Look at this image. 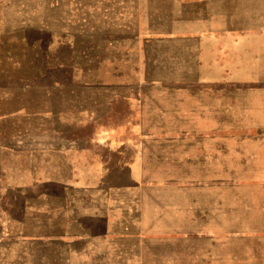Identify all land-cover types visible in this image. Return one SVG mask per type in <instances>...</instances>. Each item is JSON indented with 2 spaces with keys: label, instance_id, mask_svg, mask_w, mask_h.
<instances>
[{
  "label": "crops",
  "instance_id": "0c3cea01",
  "mask_svg": "<svg viewBox=\"0 0 264 264\" xmlns=\"http://www.w3.org/2000/svg\"><path fill=\"white\" fill-rule=\"evenodd\" d=\"M108 9L0 24V264H264V0Z\"/></svg>",
  "mask_w": 264,
  "mask_h": 264
},
{
  "label": "rangeland",
  "instance_id": "374dc122",
  "mask_svg": "<svg viewBox=\"0 0 264 264\" xmlns=\"http://www.w3.org/2000/svg\"><path fill=\"white\" fill-rule=\"evenodd\" d=\"M162 1L164 0H150L156 11L161 8ZM113 4L114 0H8V5L6 7H0V16L5 19V21L0 24H17L18 20H23L25 24H109L110 21L108 19H112V12L106 13L108 19L102 18L101 13H104L105 7H107V10H109L108 8L110 7L111 10ZM86 31L90 33L89 29ZM82 32L83 30L80 31V34ZM95 32L96 34L94 35L98 38V28ZM28 36L33 37V34L28 33ZM88 43L89 39L87 37L80 36L77 48L79 50L88 48V45H90ZM94 47H97V44L96 46H90V48ZM31 56L32 54L28 53V58ZM37 72H39V69L35 70L34 68L31 69L28 67L27 85L72 83V78L57 75L34 76L33 74ZM73 80H76L75 83H83L85 80H89V78L79 77L73 78ZM34 95L35 93L32 92L31 96ZM66 127L67 126H63L62 131H64ZM81 131L83 130L81 129ZM59 248L60 247L57 245H39L32 249L31 260H33L35 264H45L43 263L44 260L56 256Z\"/></svg>",
  "mask_w": 264,
  "mask_h": 264
}]
</instances>
